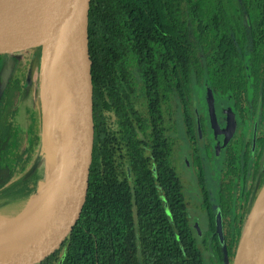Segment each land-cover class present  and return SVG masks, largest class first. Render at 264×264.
I'll return each instance as SVG.
<instances>
[{
  "label": "trees",
  "instance_id": "1",
  "mask_svg": "<svg viewBox=\"0 0 264 264\" xmlns=\"http://www.w3.org/2000/svg\"><path fill=\"white\" fill-rule=\"evenodd\" d=\"M88 32L98 140L95 176L102 165L106 174L116 168L123 171L125 151L130 152L128 163L133 170L141 166L139 205L144 208V230H149L144 246L154 249L155 256L150 260L137 257L130 250L135 239L125 242L121 237L110 244L102 234L107 224L104 214L98 226L93 225V207L108 205L105 192L98 187L100 179L93 182L85 227L66 251L63 264H206L204 249L213 253L216 264H234L264 163V0H93ZM23 50L0 53V216L25 210L47 174L45 162L35 167L36 149L46 141L42 112L35 107L30 120L23 123L19 118L30 78V55L22 56ZM40 71L43 82L44 68ZM196 85L212 89L216 99L231 98L229 107L238 124L261 114L255 148L242 135L226 148L214 200L198 135L200 128L206 136L209 123L203 112L196 119ZM178 110L201 198L185 192L190 179L179 166L184 140L179 134ZM206 147L211 155L213 144L208 141ZM172 179L174 191L168 184ZM163 189L167 200L171 198L173 220L161 210ZM123 205L121 199L115 203L116 213ZM191 205L208 209L202 237L192 225ZM218 209L224 242L216 233ZM164 217L175 226L166 251L159 243L163 230L157 225ZM121 222L118 217L115 226ZM95 227L97 247L89 233Z\"/></svg>",
  "mask_w": 264,
  "mask_h": 264
},
{
  "label": "water",
  "instance_id": "2",
  "mask_svg": "<svg viewBox=\"0 0 264 264\" xmlns=\"http://www.w3.org/2000/svg\"><path fill=\"white\" fill-rule=\"evenodd\" d=\"M93 0H11L0 3V53L44 48V79L58 134L56 187L40 205L49 215L40 227L0 243V264H57L85 227L98 159L94 112L89 12ZM211 126L225 134L224 146L237 128L228 108L220 127L212 89L207 90ZM200 129V128H199ZM202 140V132L200 131ZM254 139V147H255ZM220 150V146H217ZM42 187H39V192ZM256 207L253 209V213ZM216 232L225 241L218 210ZM196 228L201 233L199 223ZM244 233L239 250L244 247ZM238 255V254H237ZM237 259V256H236ZM235 259V261H236ZM239 264H264V216Z\"/></svg>",
  "mask_w": 264,
  "mask_h": 264
},
{
  "label": "flooded vegetation",
  "instance_id": "3",
  "mask_svg": "<svg viewBox=\"0 0 264 264\" xmlns=\"http://www.w3.org/2000/svg\"><path fill=\"white\" fill-rule=\"evenodd\" d=\"M217 102H218V99L215 98V106H216ZM228 108H231V107H229V106L224 107V108H222L221 112L219 113V111L217 110L218 108L216 107L218 121H219L220 127L222 128V129H220V131L224 130L223 128L226 125L227 115H226V113H224V111L227 110ZM208 109H209V107H208ZM235 116H236V114H235ZM236 120H237V117H236ZM207 121L209 123V129H206V131H207L206 136H204L202 129H198L199 139H200V131L202 132V140L200 139V143H201V147H202L201 152H202V157L204 158L205 169L207 167L206 162H205V157H206L208 160V166L210 168V171L212 173L217 174L221 171V167L223 164L222 160L224 158L226 148L228 147V145L233 140L238 139L241 135H242V138L244 140V135H243L244 132L242 133L238 129L239 124H238V120H237V128H236L234 134L232 135V137L229 139L228 144L226 146H224L225 134L222 132L216 133L215 129H213L211 126L210 117H209V119H207ZM257 133H258L257 130L254 131L253 136L250 138V140H252V142H253V147H254V139L256 142L255 147L257 146V141H256ZM173 135H176L175 132L173 133ZM208 141H210L213 144V149H211L212 150L211 155H209L208 147H206ZM244 141H246V140H244ZM218 145L220 146V150H218V152H217V146ZM187 152L191 155V146H190L189 141H188ZM129 153H130L129 151L128 152L125 151L123 153L122 161H123V163H125L123 171H121V169L116 168V169L112 170L111 172H109L110 174H106L104 172L105 167H104V165H102L99 175L95 176V174H94V181L100 180V179H102V181H103V182L98 181V184H99L98 187L101 186L100 191L105 192V198H106V202L108 203V205H104V206H102V208H97L96 206H94L93 207V213H92L91 217L93 219V225L98 226L99 220L102 217V214H104V219H105L107 224L105 225L106 229L102 231V234H104L108 238V240H110V244L113 243L114 239L119 240L121 237H123V240L125 242H131L132 240L135 239L132 243V244H134V246H131L130 250L132 252H135L137 257L146 258V259L150 260L155 256V253H154V249L151 250V249H148L147 247L144 246V240L145 239L149 240V238H148L149 230H147V231L144 230V223H145V219H144L145 215L143 213L144 208H142L139 205L140 198L142 197V194H143L142 193V191H143V176L141 174L142 169L140 168L141 166H138L137 169H135V170H133L130 167V165L128 163L129 158H130ZM263 158H264V156H263ZM176 159H177V157H176ZM216 160H220V162H216ZM190 161H191V159H190ZM138 163H140V162H138ZM191 166H192V164H191ZM262 167H264V163H262ZM133 171L137 172L138 175L136 177L134 176ZM192 172H194L193 166H192ZM95 173H96V168H95ZM157 181H158L157 184L162 187L163 184H161L159 182V180H157ZM189 182H190V180H189ZM189 182H186V185L184 186L186 194H188L190 196L196 195L197 197L201 198V193L200 192L198 193L197 191L192 190V188H191L192 183L189 184ZM191 182H192V180H191ZM168 184L172 185V188L174 191L175 180L174 179L169 180ZM169 185H168V187H169ZM118 190H120L121 192L119 193ZM161 191H162L161 197L165 200L164 208H161V210H164L169 215V218L171 220H173V216H172L173 209H171L172 207L170 205L171 198H170V200L169 199L167 200L164 189ZM169 195H171V192H169ZM211 195H212V200H214L215 199V196H214L215 193L213 194L211 191ZM172 196H173V193H172ZM120 199H121L122 203L125 205H123V207L119 210V213H116L118 208L114 205ZM250 202H249V206H250ZM111 204H113V205H111ZM188 208H189V213H190V216L192 219V225L197 230L196 223H199V226L201 228V233H199L198 230H197V232L200 235V237H202L203 230L201 227V222L205 225L204 226V229H205L207 226V220H208V218H207L208 217V209L203 210L198 206L196 207L195 205L188 206ZM218 210H220V209H218ZM218 210H217V212H218ZM195 211L203 212L204 216H202V217L192 216V213H194ZM117 215L122 221L119 226H115V221L118 218V217H116ZM215 223H216V221H215ZM150 225L154 226L152 221L150 222ZM157 225L159 226L158 229L162 228V230H163L161 233V238L159 240V243H162V246L164 247L163 251H166V249H165L166 242H170L171 239L173 238V236L175 235V226L173 223L172 224L167 223V219L165 217H164L163 221L157 223ZM89 233H90V236H92V240L91 239L90 240L95 245V247H97V245L99 244V240L97 238L98 228L95 227L94 231L91 230V231H89ZM94 251L96 253V249ZM169 251L172 252L171 249ZM64 258H65V256L57 264H63ZM204 258H205L206 264H216L215 260H214L215 256L213 255V253L211 251H209L207 249H204ZM139 263L141 264L142 262H139ZM228 264H230V263H228Z\"/></svg>",
  "mask_w": 264,
  "mask_h": 264
},
{
  "label": "rangeland",
  "instance_id": "4",
  "mask_svg": "<svg viewBox=\"0 0 264 264\" xmlns=\"http://www.w3.org/2000/svg\"><path fill=\"white\" fill-rule=\"evenodd\" d=\"M30 55L28 59V67L30 69V78L28 82V86L26 87L25 94L23 95L22 101H21V109L19 118L20 120L25 123L26 121L30 120L29 115L30 111L34 109L35 107H38L39 110L42 112L41 117V124L44 126L46 130V141L43 143L41 147H38L36 149L35 159L36 164L40 165V163H44L46 165L47 174L44 180V183L42 185L41 191L33 197L28 206L25 208V210H29L32 207L39 205L40 202L45 200L49 194L53 190V179L51 181L49 180V172L51 171V168L54 166V144H53V108L51 100L45 91V79L42 82L41 78V69L44 68V59H45V51L44 48L40 45H35L32 48H26L25 50L21 51V55ZM44 86V93L41 92L42 87ZM195 95H196V104H195V111H196V119L199 121V114L204 113L206 118L209 119V109L207 104V86H195ZM232 103L231 98H219L218 102L216 104L217 110L219 113L221 112L222 108L227 107ZM178 122H179V129H180V136L183 138L184 143L182 145V150L179 153V166L183 174H185L188 179L192 180L191 188L194 191H197L198 193L200 191L199 185L197 184V178L194 172H192V166H191V155L187 152L188 149V139L185 134V129L183 128V122H182V116L181 111L178 110ZM261 123V114L259 113L257 118L254 120H250L246 123L239 124V130L244 135V140H248L253 136L254 131L257 130L259 125ZM264 125V122H263ZM45 150V154L42 156L41 151ZM218 152V150H217ZM34 159V160H35ZM206 162V172H207V182L210 190L214 194L216 192V189L218 187V176L216 173H212L210 171V168L208 166V160L205 157ZM216 162H220V160H216ZM264 174V167L261 168L257 179L255 181V188L250 198V207H251V214L249 217V220L245 224V231H244V238L243 243L244 247H242L239 250V253L237 255V259L234 264H239L240 260L244 256V253L246 249L249 247L251 242L253 241V238L256 236L257 232V226L260 222V220L264 216V182L262 183V176ZM39 190V188H38ZM255 205V206H254ZM256 207V211L253 213V209ZM22 211V212H23ZM21 212V213H22ZM21 213L15 216H0V221L3 218L11 219L14 217L19 216ZM192 216H204L203 212L195 211L192 213ZM6 219V220H7ZM204 224L201 222L202 230H204ZM1 233V229H0Z\"/></svg>",
  "mask_w": 264,
  "mask_h": 264
},
{
  "label": "bare ground",
  "instance_id": "5",
  "mask_svg": "<svg viewBox=\"0 0 264 264\" xmlns=\"http://www.w3.org/2000/svg\"><path fill=\"white\" fill-rule=\"evenodd\" d=\"M11 0H0V3H5ZM53 144H54V166L49 172V180L53 179V188L56 187L57 167H58V134L56 129V121L53 119ZM49 211L43 206L36 205L29 210L23 211L19 216L7 219L3 218L0 221V243L6 240L18 238L26 234H30L43 223H45ZM7 219V220H6Z\"/></svg>",
  "mask_w": 264,
  "mask_h": 264
}]
</instances>
